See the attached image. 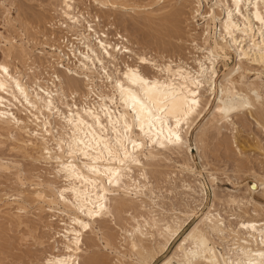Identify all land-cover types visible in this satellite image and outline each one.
Returning a JSON list of instances; mask_svg holds the SVG:
<instances>
[{
	"label": "bare ground",
	"instance_id": "obj_1",
	"mask_svg": "<svg viewBox=\"0 0 264 264\" xmlns=\"http://www.w3.org/2000/svg\"><path fill=\"white\" fill-rule=\"evenodd\" d=\"M78 1L86 12L76 0H50L52 11L34 15L36 35L5 8L9 31L24 24L18 39L0 32V173L19 188L0 203L39 246L29 208L52 233L34 261L264 264V162L234 170L248 159L238 126L264 134V0ZM187 10L204 23L190 40L193 67L170 57L173 41H159L155 56L128 33L168 16L162 38L180 40ZM226 53L235 64L220 77ZM221 149L225 166L212 169L210 152L220 159ZM163 188L169 197L156 195Z\"/></svg>",
	"mask_w": 264,
	"mask_h": 264
},
{
	"label": "rangeland",
	"instance_id": "obj_2",
	"mask_svg": "<svg viewBox=\"0 0 264 264\" xmlns=\"http://www.w3.org/2000/svg\"><path fill=\"white\" fill-rule=\"evenodd\" d=\"M3 1H5V3ZM83 1H86L87 2L88 0H83ZM76 2H77V4H79L81 10H84V12H86L85 11V6L83 5L84 3L83 2H80L78 0H76ZM2 3H3V6H1ZM11 3H13V4H11ZM49 3H50V0H0V32H2L1 34L4 37H7V38H10L11 36L14 37V38H16L17 37L16 34L19 35V32H20L19 31V27L22 24V20H23V22L25 21L24 23L26 24V27H28V25H29V27L27 28L28 29L27 34L30 35V34H34L35 33V35H36L37 30L38 29H41L42 30L43 28L40 27V26H42V24L40 22L38 23L37 19L34 18V15H38L39 13L45 14L46 12L52 11L51 10V7H47ZM89 4L90 3L88 2L87 5H89ZM161 6H163V4L156 5V6L152 7V8H150L149 11H151V10H154L155 11V10L159 9ZM5 8L8 9V10L10 9V11H9L10 16L9 17H12V19H14L15 17L17 19L18 14H19V16L21 15V17H23V19L21 18L22 19L21 22H19V24L18 23L16 24L17 26H16V28L14 30L12 29L13 27L10 29V31H9L8 28L5 27V24L3 22V16H4ZM96 9L97 8L94 7V6H93V8H90L91 13L93 12V14H95L96 11H97ZM18 10L20 11V13H19ZM98 12H100V10H98ZM166 12L167 11H162V12L158 13L156 16H159L160 15V17H162V15H164ZM187 12L189 13V10H187ZM124 13H126V12H124ZM188 13L185 16H183L182 19H181L182 20V24H180V26H181V28L183 30L182 31L183 34L182 33L180 34L181 35V36H179L180 37V40H178V38L176 39V37L175 38L172 37L173 39H175V40H172V38L170 39V38H168V36H167V38L165 37L166 39H163L162 38V36H164L166 34L169 35L167 31L170 30L169 29L170 28V25L163 23V20H165V18H167L168 16L164 17V19L162 18L161 22L158 21L157 22V25H154L155 27L154 26L153 27L140 26L139 29H136L138 33L135 32L136 30H134V32L137 33V34H133V31H130V30L128 31V33H130V35H132V37H133L134 40H135V37H136V39L140 37L139 38L140 40L137 39L138 42H140V44H141L140 45V48L144 49L148 53L149 52H152L151 54H154L155 56L158 53H160V49L158 48V45H156V44H158L159 41L160 42H171V43L173 41V44H176L177 45V49L178 50L176 49L172 53H170L169 54L170 57H173V59L175 60L176 58H178L180 56L181 58H184V60L186 59L187 62H188V64L191 67H193L192 60L191 59L196 55V51L192 49V47L190 45V40L192 38H197V37L199 38V35L201 34V31L202 30L201 29L195 30V27L197 26L198 28H200V27H202L204 25V23H203V21H201V19L199 18V16H197V15H190L192 13L191 11H190L189 14ZM129 15H132V17L134 16L133 14H126V16L124 14H116L114 17H117V18L120 17L121 18L122 16H124V17H127V19H131V16H129ZM103 23L107 24V21H102V24L101 25L104 26V27L110 26V25H105ZM30 28H32V29H30ZM108 28H110V27H106V29H108ZM17 30H18V32H14V31H17ZM109 31L112 32V30H109ZM12 33H13V35H11ZM14 34H15L16 37L14 36ZM138 35H139V37H138ZM150 37L151 38L153 37L152 39H156L157 42L155 43V40L152 41V39ZM31 38H33V37L31 36ZM40 38H39V40H40ZM16 39H18V38H16ZM23 39H25V38H23ZM42 39H44V38H42ZM167 39H170V40L167 41ZM145 41H146V43H145ZM37 42L39 43L38 40H37ZM38 43H35V42H34V44L31 43L32 44V45H30L31 48H33L35 44L38 45ZM146 44H147V46H145ZM155 47H157V48L155 49ZM34 49L35 50L37 49L38 52L41 51V48L38 47V46H36ZM1 52H2V47H1V42H0V58L2 57V55H1L2 53ZM226 55L229 57V59H227L226 61H223L221 63V65L219 67V75H220V77L227 70H229L231 67H233V65L235 64V56L233 54H231V53H226ZM207 118H208V116H207ZM205 120H206V118L202 121V123L205 122ZM235 123H237V120L235 121ZM200 125L201 124L198 125V127L195 129V131L193 132V134L191 136V144L192 145L194 144L193 143L194 142V137H195V134L198 131ZM244 127L245 128L242 129L241 127L238 126V130L239 131H237V138L239 139V142H240V145H241V150H243V152L246 153L245 154V157H247L248 159H243L244 164L247 163L245 166L244 165L243 166H236L234 168V170H236V173H238V174H239V172L244 171V168L250 166L251 163L252 164H257V162L258 163L261 162V161L264 162V155L261 154V152H259V150H258V147L259 146L264 148V134H262L261 131L259 129H256L253 125H246ZM231 129H233V127H231ZM229 133H230V131H229ZM213 146L211 148H214ZM222 150L223 149H221V151L219 152V154L221 153V155H222V152H224V150L223 151ZM218 151H216V153H218ZM210 153H211L210 156L212 158L209 159V163L212 166H214V167L211 166L212 169L213 168L214 169L224 168V166H225V165H223L224 164V161H223V159H224L223 158L224 157L223 156L224 153H223L222 157H220V159H219V156L220 155L219 156L218 155L216 156L215 152H210ZM5 154L7 156H11L12 155V157L17 156V154L14 153V156H13V154H11L9 152H8V154H7V152ZM194 154H195V152H194ZM216 157H218V158H216ZM217 159H219L220 161L217 162L216 161ZM221 161H223L222 162V165L223 166L220 164ZM196 163H197V166L200 167V164H199V160L198 159H197ZM213 163H215V164L217 163V164L215 165ZM27 166H28V163H27ZM230 167L232 168L233 165H231ZM239 168H240V170H238ZM3 175L0 173V198L2 197L0 199L1 202H5L6 197L3 198V196H5V194H6V196H9V197L12 196L10 198V200H13L16 197V195H17L16 191L19 190V188L16 186L15 182L13 181V180H15V177L13 176V174L12 175L11 174H3ZM180 176H182V175H179V177ZM5 177H7L8 179L5 178ZM179 179H184V180L186 179L187 180V179H189V177H188V175L187 176L184 175V176L180 177ZM11 181H13L14 183H12ZM161 182L162 181H160V183ZM164 186L165 185H162V187H164ZM222 187L223 188H228V189L229 188L230 189L232 188L227 183H222ZM165 188H163V190H161L162 192L161 191L160 192L157 191L156 192L157 193L156 195L159 196V194H161V196H163V194L165 193L164 195H166V196L169 197V195L164 190ZM15 189H16V191H15ZM3 192H6V193H3ZM13 194H15V195H13ZM207 194H208L209 199H210V196H211L212 192H211V189L208 188V187H207ZM209 199H208V201H209ZM206 206L203 207V210L199 211V214L198 215H201L204 212ZM10 209L11 208L4 207L3 206V203H0V264H37L38 260L39 261H40V259L42 260V257L45 256V253H48V251H49V246H48V241L47 240L49 238V235L52 234V233L51 232H47L48 230L43 229V227H41L40 225H39L40 226L39 227L36 224V221H35L36 218L34 216H32V215L34 214L35 216H38V214H37L38 212L36 213V209H34L33 207L29 208L30 210L29 209L28 210L30 211L31 215L28 214V215L24 216V218H25L24 220L25 221H28L29 220L28 221L29 224H30V221H32L31 224H33V222H34V224L36 226H34V224H33L32 227L38 228V233L36 234V236H38V237L43 236L45 238V239H43V241H45V245L44 246H39L37 244V242L34 240V238H31L32 236L25 232L24 227L22 228V230H21V228L19 230L17 228L15 229V225H13V226L10 225V223L8 221V217L7 216L4 217L5 216L4 214L6 213L5 211L6 210L8 211ZM6 225H8L10 227L12 226L11 227L12 230H10L11 229L10 227H9L10 229H7L8 226H6ZM20 231H22V232H20ZM5 232L6 233L7 232L9 233V234L8 233L7 234H8V236H10V238H8V236L5 237V235H7ZM1 233H2V235H1ZM19 235H24V236H19ZM25 236H26L27 239L24 238L25 239L24 240L23 237H25ZM17 237L19 239H16ZM6 252H7V254H6ZM112 257L114 258V256H110V259H112ZM34 260L37 261V262H35ZM160 260H158L155 264H158L160 262ZM32 261H33V263H32Z\"/></svg>",
	"mask_w": 264,
	"mask_h": 264
},
{
	"label": "snow or ice",
	"instance_id": "obj_3",
	"mask_svg": "<svg viewBox=\"0 0 264 264\" xmlns=\"http://www.w3.org/2000/svg\"><path fill=\"white\" fill-rule=\"evenodd\" d=\"M177 140H179V137H177Z\"/></svg>",
	"mask_w": 264,
	"mask_h": 264
}]
</instances>
